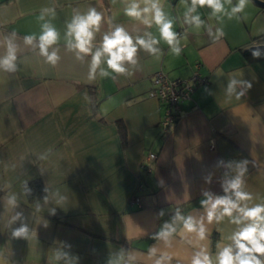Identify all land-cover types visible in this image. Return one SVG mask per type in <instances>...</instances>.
Listing matches in <instances>:
<instances>
[{"label":"crops","instance_id":"obj_1","mask_svg":"<svg viewBox=\"0 0 264 264\" xmlns=\"http://www.w3.org/2000/svg\"><path fill=\"white\" fill-rule=\"evenodd\" d=\"M161 3L179 17L174 28L181 35V55H173L161 43L163 55L156 59L141 51L139 67L130 77L90 81L87 62L75 60L62 43V59L51 67L24 47L22 37L39 32L37 16L43 7L55 8L53 23L62 33L73 9L85 11L89 6L105 16L97 40L109 30V17L133 34L142 33L144 26L124 15V0H0V38L15 31L23 61L16 73L0 72V187L20 193L24 180L39 179L43 187L49 182L69 197L54 216L47 208L32 216L43 197L21 198L16 211L24 213L33 229L27 241L11 238L19 222L7 227L10 212L4 210L5 191L0 190V253L9 264H56L51 251L56 242L70 244L79 264H107L109 255L121 248L146 254L157 243L151 236L170 221L176 208L197 214L203 211L202 190L223 195L219 181L224 170L215 167L219 159L248 160L246 190L254 202L264 200V60L247 61L238 50L255 44L252 37L264 32V3L250 0L241 19L225 18L222 25L209 18V9H200L206 25L213 30L223 27L225 36L217 42L205 28L182 24L183 0ZM151 31L158 34L155 27ZM195 68L207 83L195 85L181 101L177 121L163 132V106L149 95L152 77L157 71L187 77ZM233 75L252 85L240 99L225 95ZM49 148L52 153L40 163L36 155ZM209 173L212 183L206 184ZM9 183L11 189L6 187ZM161 209L165 215L158 217ZM43 218L48 227L40 224ZM233 227L227 222L210 226L213 252ZM168 251L173 264H188L192 248L177 237Z\"/></svg>","mask_w":264,"mask_h":264},{"label":"clouds","instance_id":"obj_2","mask_svg":"<svg viewBox=\"0 0 264 264\" xmlns=\"http://www.w3.org/2000/svg\"><path fill=\"white\" fill-rule=\"evenodd\" d=\"M250 0H183L182 24L196 29L205 28L207 35L213 42L225 36L222 26L213 30L211 25H206L202 19L200 9H209V18H215L221 25L224 19L239 20ZM123 13L130 20L138 21L145 30L136 34L129 32L123 25L116 24L112 18L107 19L109 30L101 33L105 16L96 7L89 6L85 11L73 9L71 18L65 21L63 33L53 21L56 18L54 7H43L37 16L39 32L22 37L24 47L30 49L43 62L51 67H56L62 57L61 43L66 52L72 53L75 60L88 64V79L97 78L116 79L117 76L130 77L139 67V53L143 51L159 59L163 55L161 43L168 46L169 51L176 56L181 55V35L174 28L179 17H173L165 11L161 0H124ZM155 27L158 34L151 29ZM18 34L13 31L0 38V72L16 73L20 70L21 45L17 42ZM254 58L264 56V51L256 48L252 51ZM249 81L237 78L235 75L228 79L225 95L228 99H240L251 88ZM209 94H211L210 90ZM84 99L90 103L91 98L84 93ZM52 149L36 155L40 161H46ZM22 161L26 158L22 157ZM246 159L229 160L219 159L215 167L222 168L220 187L223 195H218L210 190H202L203 198L200 200L202 212L197 214H184L178 207L173 211L170 221H165L159 230L151 236L157 243L150 246L146 254L134 250L119 249L111 253L107 264H173L174 256L168 251L174 247V242L179 238L192 248L188 264H264V200L254 202L253 194L246 190V174L248 172ZM15 167V165H13ZM41 174L45 172L40 168ZM213 173L204 177L206 184H211ZM7 189H11L9 183ZM0 190L5 191L4 187ZM45 195L42 202L37 200L34 213H40L47 208L49 215H56V208L66 204L69 197L62 194L59 189L53 190L49 182L43 188ZM32 189L27 180L23 181L22 191H5L3 196L4 210L10 212L7 227L19 222V226L12 228V239L29 240L33 229L26 222L22 211H16L21 203V198L29 197ZM49 205H54L50 207ZM165 210L161 209L158 217H163ZM44 227L48 221L43 218ZM227 222L234 227L227 235H222L215 244V251L210 247L209 237L211 225H221ZM215 231L222 233L223 229L216 227ZM58 245V246H57ZM71 245L66 242H56L51 249L52 259L56 264H79V257L72 254ZM0 264H9L8 257L0 253ZM177 264H180L177 261Z\"/></svg>","mask_w":264,"mask_h":264},{"label":"built area","instance_id":"obj_3","mask_svg":"<svg viewBox=\"0 0 264 264\" xmlns=\"http://www.w3.org/2000/svg\"><path fill=\"white\" fill-rule=\"evenodd\" d=\"M201 83H207V79L200 75L197 68L187 77L173 78L161 71L155 72L149 95L155 97L163 106V116L160 120L163 132H167L177 121L181 111V101L190 96L195 85ZM149 156L153 157L154 154L150 153ZM133 201H139L138 197H134Z\"/></svg>","mask_w":264,"mask_h":264},{"label":"trees","instance_id":"obj_4","mask_svg":"<svg viewBox=\"0 0 264 264\" xmlns=\"http://www.w3.org/2000/svg\"><path fill=\"white\" fill-rule=\"evenodd\" d=\"M252 39L255 42V44L239 46L238 50L241 52V54L244 56V58L247 61L264 60V56L260 58H254L252 56V51L256 48H260L261 51H264V32L253 36ZM91 91H92L93 97H95V90L91 88ZM118 125H119L122 143L125 144L126 143L125 126L123 125L121 120L118 122ZM27 183H28L29 188L32 189V194L28 197L29 199L34 200V199L41 198L45 195V193L43 192L44 187L39 179L31 180V181H28Z\"/></svg>","mask_w":264,"mask_h":264},{"label":"water","instance_id":"obj_5","mask_svg":"<svg viewBox=\"0 0 264 264\" xmlns=\"http://www.w3.org/2000/svg\"><path fill=\"white\" fill-rule=\"evenodd\" d=\"M259 3H264V1L258 0Z\"/></svg>","mask_w":264,"mask_h":264}]
</instances>
